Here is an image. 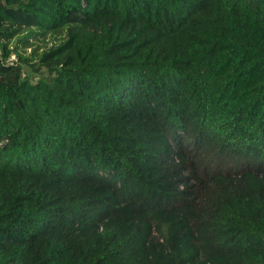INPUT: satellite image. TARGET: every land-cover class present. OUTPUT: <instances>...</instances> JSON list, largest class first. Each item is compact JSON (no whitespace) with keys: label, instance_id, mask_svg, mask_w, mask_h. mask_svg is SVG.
Here are the masks:
<instances>
[{"label":"trees","instance_id":"1","mask_svg":"<svg viewBox=\"0 0 264 264\" xmlns=\"http://www.w3.org/2000/svg\"><path fill=\"white\" fill-rule=\"evenodd\" d=\"M0 264H264V0H0Z\"/></svg>","mask_w":264,"mask_h":264},{"label":"rangeland","instance_id":"2","mask_svg":"<svg viewBox=\"0 0 264 264\" xmlns=\"http://www.w3.org/2000/svg\"><path fill=\"white\" fill-rule=\"evenodd\" d=\"M64 37V34H47L44 37H38L37 39H31L33 40V43L36 46H39L42 49L50 48L56 44L59 43L60 39ZM28 52H30V49H27ZM24 74L29 77L32 81H36L38 77L40 76L37 72L33 71L30 67L25 66L24 67Z\"/></svg>","mask_w":264,"mask_h":264},{"label":"built area","instance_id":"3","mask_svg":"<svg viewBox=\"0 0 264 264\" xmlns=\"http://www.w3.org/2000/svg\"><path fill=\"white\" fill-rule=\"evenodd\" d=\"M11 59L16 60L15 55H11Z\"/></svg>","mask_w":264,"mask_h":264}]
</instances>
